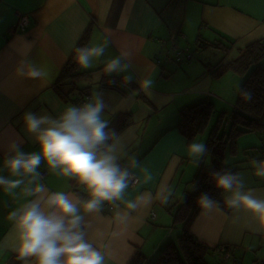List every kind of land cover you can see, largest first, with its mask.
Instances as JSON below:
<instances>
[{
    "label": "crops",
    "instance_id": "crops-1",
    "mask_svg": "<svg viewBox=\"0 0 264 264\" xmlns=\"http://www.w3.org/2000/svg\"><path fill=\"white\" fill-rule=\"evenodd\" d=\"M18 13L29 18V25L22 32L17 28ZM11 29L16 30L12 35ZM191 36L193 44L198 43V37L204 39L201 45L209 41L224 44L226 52L217 49L224 57L216 64L198 57L195 63L174 66L164 62L162 67L163 61H169L168 58L176 61L182 51L197 54L196 50L183 47ZM172 39L175 40L171 45ZM261 39H264V0H0V160L11 141L24 137L21 121L24 112L55 114L65 104H75L73 99L79 94L67 96L55 83L77 48L109 42L104 56L94 60L92 68H81L96 71L91 78L85 77L78 83L90 95L102 89L100 82L108 59L121 52L128 53L131 68L120 76L131 74L139 93L102 90L115 115L132 114L131 123L120 132L125 145L122 156L138 182L127 190L125 198L151 193L153 203L133 213L127 224L119 223L114 210L105 205L102 213L88 217V233L90 240L105 252L106 264H129L138 252L148 261L155 260L169 244H177L184 224L175 219L176 213L191 190L200 165H210L209 156L197 166L188 155L190 143L178 129L180 111L203 100H212L216 113L227 103L226 99L236 103V86H243L254 69H264V58L244 72H229L218 80L212 76L213 67L236 61L249 45ZM201 50L206 48L200 47ZM28 63L47 69L49 77L34 80L21 75L27 71ZM146 78L154 82L151 98L139 87ZM112 111L106 113L109 120L114 116ZM209 132L193 141L205 143ZM25 141V151L35 150V145L26 138ZM250 149L255 154L248 155ZM130 157H135L138 164L134 166ZM247 158L264 160V135L260 131L243 134L237 142V154L228 155L226 163L237 168L244 175L246 186L264 198V179L253 174L251 162L248 166L244 164ZM240 161L244 162L238 165ZM182 166V178L177 181ZM145 168L152 177L147 182ZM44 181L52 190L77 187L55 175L47 174ZM175 185L185 193L163 203V196ZM221 200L223 206L212 211L201 209L191 224L196 238L212 250L206 262L263 264L264 229L247 212L227 208L223 194ZM21 202L0 189V245L8 238V247H0V264H21L11 251L14 241L6 219L7 213ZM167 206L169 209L165 210Z\"/></svg>",
    "mask_w": 264,
    "mask_h": 264
},
{
    "label": "clouds",
    "instance_id": "clouds-1",
    "mask_svg": "<svg viewBox=\"0 0 264 264\" xmlns=\"http://www.w3.org/2000/svg\"><path fill=\"white\" fill-rule=\"evenodd\" d=\"M108 41L76 49L75 63L82 69L93 67V61L104 56ZM128 53L108 59L104 74L115 85L122 73L131 68ZM27 63V61H24ZM21 75L34 80L47 79V69L28 63ZM131 84V74L123 76ZM153 80L140 82V90L153 95ZM240 99L251 102V90L237 85ZM112 111L103 90H96L84 102L65 104L55 114L49 111H26L21 121L24 137L11 141L0 160V189L13 199L22 201L6 215L11 226V251L21 264H106V255L89 238L88 217L103 212L105 205L115 212L121 224L132 214L152 205L151 193L126 199L127 190L137 182L136 174L123 162L125 145L106 113ZM112 115L115 112L112 111ZM25 138L35 150L25 151ZM188 155L199 166L206 161L209 149L205 143L193 141ZM135 166L138 161L130 157ZM253 174L264 179V160H252ZM43 169V171H42ZM145 180H151L148 169ZM6 172V174H4ZM45 173L66 178L77 187L52 190L44 181ZM213 187L223 194V202L233 211H244L255 217L264 229V198L246 186L244 175L224 167L208 173ZM80 189V190H78ZM193 184L191 190L196 191ZM171 195L163 196V203ZM197 205L206 211L219 209V201L201 192ZM123 205V208L121 207ZM8 238L0 247L7 248Z\"/></svg>",
    "mask_w": 264,
    "mask_h": 264
},
{
    "label": "trees",
    "instance_id": "trees-1",
    "mask_svg": "<svg viewBox=\"0 0 264 264\" xmlns=\"http://www.w3.org/2000/svg\"><path fill=\"white\" fill-rule=\"evenodd\" d=\"M15 32V29H11L10 35ZM7 39L9 40L10 37ZM200 41H204V39L198 37L199 46L206 49H226L227 47L224 44L210 41L207 44L204 42L201 45ZM84 46L87 45L84 44ZM75 55L76 51L64 66L55 85L67 96L78 93L79 95L73 99V102L80 103L82 99L87 100L91 95L86 88L80 89L78 83L86 78H91L96 71H82L75 63ZM263 58L264 39H261L249 45L244 54L236 61H232L229 64L219 63L213 67L212 76L215 79H220L229 72H244L246 67ZM207 68H210V65H207ZM113 78L117 81L115 85L110 84V77L104 75L100 82L101 88L118 90L120 92L133 90L139 93L134 81L129 84L121 76ZM243 87L252 91L253 99L251 102H246L240 99L238 94L236 112L231 118L232 127L230 133L224 132V135H221L222 125L225 120H228L227 114L222 112L218 115L215 127L211 129L207 136L205 144L209 149L207 156L210 157V165H200L197 174L192 180V185L196 184L197 189L196 191L190 190L187 192L181 207L176 213L175 219L182 221L184 224L183 233L179 237L177 244H169L159 257L152 261H148L142 252H138L129 264H208L206 262V256L212 251L211 248L204 242L198 240L191 231V224L201 210L196 203L197 197L201 192H207L213 199L219 201L220 206H223L221 200L222 194L213 187L208 173L224 167L230 168L232 171H239L237 168L230 167L226 163L227 156L237 154V142L243 134L264 130V69H254L245 80ZM215 115L216 109L213 102L209 100L200 101L180 111L178 129L186 137L187 142L191 143L195 137L205 133L210 121ZM110 121L119 133L131 123L132 114L119 113L114 115ZM244 161H240L237 164L243 163Z\"/></svg>",
    "mask_w": 264,
    "mask_h": 264
},
{
    "label": "rangeland",
    "instance_id": "rangeland-1",
    "mask_svg": "<svg viewBox=\"0 0 264 264\" xmlns=\"http://www.w3.org/2000/svg\"><path fill=\"white\" fill-rule=\"evenodd\" d=\"M201 28L203 29L204 28V26H201ZM197 31V30H196ZM199 31V30H198ZM204 33L207 35L208 34V31L206 30V28L204 29ZM197 37V36H196ZM196 37H195V39H196ZM182 38V37H181ZM184 39V38H183ZM173 40H175V39H172V40H169V43H171V45H172V41ZM192 42V43H189V42ZM188 41L187 42H185L184 44H183V42H181V45L183 44V47L184 48H191L193 51H195L196 50V52H197V54L195 55V56H193L191 59H190V56H184L183 58H182V60L181 61H174L173 59H171V58H168V59H170L169 61H163V64L161 65L162 67H164V62H167V63H171V64H173L174 66H178V65H180V64H178V63H186V62H193V63H195V62H197L196 60L198 59V57H201L202 58V61H205V60H208V61H212L213 62V64H216V63H218L223 57H224V54H223V52L221 51V50H217V49H212V48H208V49H206V50H201V51H199L198 52V50H200V47H199V44L197 43V42H195V44H193V42H194V38L191 36V38H189L188 39ZM212 42V41H211ZM224 52H226L224 49H222ZM194 54V53H193ZM175 56V55H174ZM159 58H161V56H158ZM158 61V60H157ZM191 62V63H192ZM162 63V62H161ZM203 63V62H202ZM216 80H218V79H216ZM227 103L225 104V105H223V106H221V108H218V110H217V113L219 114V113H222V112H225L226 114H227V116H228V120H225V122L223 123V125H222V133H221V135H224V131L226 132V133H230V130H231V127H232V120H231V118L233 117V115H234V113L236 112V108H237V106H236V104H237V102L236 103H232V102H230L228 99H226L225 100ZM211 102H213L212 100H211ZM214 103V102H213ZM216 108V107H215ZM217 113H216V115L213 117V119H212V121H211V123H210V125L207 127V129H206V131L205 132H209L210 131V129H213L214 127H215V121H216V119H217ZM160 114H163V112H162V110L160 111ZM227 121V122H226ZM263 135H264V130L263 131H260ZM247 154L248 155H251V154H255V150L254 149H250V150H248L247 151ZM252 161V159H249L248 160V158L246 159V162L244 163V164H246L247 166H248V164L250 163ZM243 164V165H244ZM238 165H241V164H238ZM236 167H239V166H236ZM183 169H184V167L182 166L181 168H180V174H179V176H177V181H179L182 177H181V173H182V171H183ZM185 179H186V176L184 177ZM191 189V188H190ZM183 191V190H182ZM192 191V190H191ZM170 193H171V195L169 196V198H168V201L169 200H173V197H176V196H180L182 193H185V192H180V191H178L177 189H176V185L170 190ZM174 202V201H173ZM157 205H161V203H159V204H157ZM173 207H174V204L171 206V208L170 209H173ZM169 209V206H167L166 207V209L165 210H168ZM168 216H171V214H169V213H166ZM171 218H173V217H171ZM182 233H183V230H182Z\"/></svg>",
    "mask_w": 264,
    "mask_h": 264
},
{
    "label": "built area",
    "instance_id": "built-area-1",
    "mask_svg": "<svg viewBox=\"0 0 264 264\" xmlns=\"http://www.w3.org/2000/svg\"><path fill=\"white\" fill-rule=\"evenodd\" d=\"M28 25H29V18H28V16L25 15V14L18 13L17 28L22 32V31H24L28 27ZM184 56H190V59H191L194 55L191 54V53H189L188 51H182L179 54H177L175 60L176 61L177 60L178 61H181ZM158 60H159V58H158ZM159 62H161V61L159 60ZM84 101H86V99H82L80 102H84ZM46 174L47 173H45L44 176H46ZM137 182H138V177H137ZM152 217H155V213L154 212H152ZM236 264H240V263L239 262L238 263L236 262Z\"/></svg>",
    "mask_w": 264,
    "mask_h": 264
},
{
    "label": "bare ground",
    "instance_id": "bare-ground-1",
    "mask_svg": "<svg viewBox=\"0 0 264 264\" xmlns=\"http://www.w3.org/2000/svg\"><path fill=\"white\" fill-rule=\"evenodd\" d=\"M127 127V126H126ZM135 185H137V183H135L133 186H131V187H134ZM108 206V205H107ZM109 208H110V206H109ZM110 210H112L111 208H110Z\"/></svg>",
    "mask_w": 264,
    "mask_h": 264
}]
</instances>
